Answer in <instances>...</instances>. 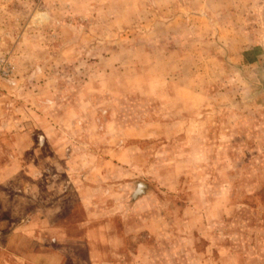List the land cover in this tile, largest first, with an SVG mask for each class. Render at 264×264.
Returning <instances> with one entry per match:
<instances>
[{
    "label": "rangeland",
    "instance_id": "rangeland-1",
    "mask_svg": "<svg viewBox=\"0 0 264 264\" xmlns=\"http://www.w3.org/2000/svg\"><path fill=\"white\" fill-rule=\"evenodd\" d=\"M185 1L0 0L1 237L74 212L97 264H264V91Z\"/></svg>",
    "mask_w": 264,
    "mask_h": 264
},
{
    "label": "crops",
    "instance_id": "crops-1",
    "mask_svg": "<svg viewBox=\"0 0 264 264\" xmlns=\"http://www.w3.org/2000/svg\"><path fill=\"white\" fill-rule=\"evenodd\" d=\"M168 23L213 24L232 61L258 75L264 91V0H186ZM201 29V28H200ZM212 30L202 32L208 40ZM255 77V76H254ZM45 129V136L47 127ZM74 212H36L20 228L0 236V264H97L94 234H80ZM76 224V225H75ZM84 228L86 224H83ZM87 228V227H86ZM37 235V236H36ZM20 236L26 244H16Z\"/></svg>",
    "mask_w": 264,
    "mask_h": 264
},
{
    "label": "built area",
    "instance_id": "built-area-1",
    "mask_svg": "<svg viewBox=\"0 0 264 264\" xmlns=\"http://www.w3.org/2000/svg\"><path fill=\"white\" fill-rule=\"evenodd\" d=\"M7 73V68H1L0 67V74H6Z\"/></svg>",
    "mask_w": 264,
    "mask_h": 264
},
{
    "label": "water",
    "instance_id": "water-1",
    "mask_svg": "<svg viewBox=\"0 0 264 264\" xmlns=\"http://www.w3.org/2000/svg\"><path fill=\"white\" fill-rule=\"evenodd\" d=\"M139 186H140V189H141V188H142V184H138V188H139ZM138 188H137V189H138Z\"/></svg>",
    "mask_w": 264,
    "mask_h": 264
},
{
    "label": "bare ground",
    "instance_id": "bare-ground-1",
    "mask_svg": "<svg viewBox=\"0 0 264 264\" xmlns=\"http://www.w3.org/2000/svg\"><path fill=\"white\" fill-rule=\"evenodd\" d=\"M138 190H140V186H139V188L137 189V192H138Z\"/></svg>",
    "mask_w": 264,
    "mask_h": 264
}]
</instances>
